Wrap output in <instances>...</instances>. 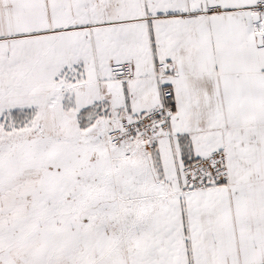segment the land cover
<instances>
[{
    "label": "snow or ice",
    "instance_id": "1",
    "mask_svg": "<svg viewBox=\"0 0 264 264\" xmlns=\"http://www.w3.org/2000/svg\"><path fill=\"white\" fill-rule=\"evenodd\" d=\"M0 264H264V0H0Z\"/></svg>",
    "mask_w": 264,
    "mask_h": 264
}]
</instances>
